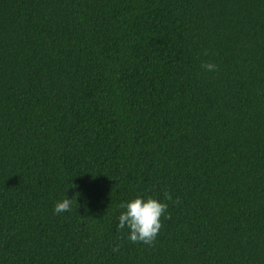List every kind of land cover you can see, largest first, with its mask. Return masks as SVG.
I'll return each instance as SVG.
<instances>
[{
  "label": "trees",
  "instance_id": "trees-1",
  "mask_svg": "<svg viewBox=\"0 0 264 264\" xmlns=\"http://www.w3.org/2000/svg\"><path fill=\"white\" fill-rule=\"evenodd\" d=\"M0 264H264V0H0Z\"/></svg>",
  "mask_w": 264,
  "mask_h": 264
},
{
  "label": "clouds",
  "instance_id": "clouds-1",
  "mask_svg": "<svg viewBox=\"0 0 264 264\" xmlns=\"http://www.w3.org/2000/svg\"><path fill=\"white\" fill-rule=\"evenodd\" d=\"M205 54H207L206 51ZM201 66L207 71H215L217 68L216 64L211 62H204ZM164 196L165 200H172L170 193L165 192ZM73 197L69 199L66 196L64 199L57 201L54 212L60 214L71 211ZM75 200L77 202L76 196ZM176 202L178 203V200ZM121 207L125 211L121 212L118 217V227L120 229L127 227L130 230L128 239L133 243L152 244L162 227L161 216L167 211L168 205L152 196L147 198L137 196L123 203Z\"/></svg>",
  "mask_w": 264,
  "mask_h": 264
}]
</instances>
